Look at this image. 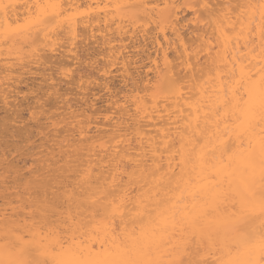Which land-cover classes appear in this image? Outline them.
<instances>
[{"label": "bare ground", "instance_id": "obj_1", "mask_svg": "<svg viewBox=\"0 0 264 264\" xmlns=\"http://www.w3.org/2000/svg\"><path fill=\"white\" fill-rule=\"evenodd\" d=\"M261 5L264 0H0V233L7 207L15 232L37 245L74 237L93 257L110 259V225L123 228V219L131 229L135 219L139 232L141 219L194 214L203 192L227 189L232 178L226 173L237 166L230 157L249 145L233 113L245 88L264 74ZM98 34L106 49L94 52L102 59L86 55L97 76L102 73V87L112 88L115 71L133 86L121 91L127 92L123 100L113 102L117 94H110L113 113L95 110L96 100L87 95L102 84L96 85V73L89 69L96 84L88 91L83 77L72 73L71 66L87 58L79 55L82 45ZM142 53L145 71L135 68ZM53 68L61 77L49 73L47 79ZM28 75L52 82L46 89L40 77L43 93L32 102L18 86ZM62 81L81 83L73 92L87 91L88 110L73 109ZM153 239L152 256L167 264H227L231 258L221 246L182 237L179 229L175 238L157 229Z\"/></svg>", "mask_w": 264, "mask_h": 264}, {"label": "snow or ice", "instance_id": "obj_2", "mask_svg": "<svg viewBox=\"0 0 264 264\" xmlns=\"http://www.w3.org/2000/svg\"><path fill=\"white\" fill-rule=\"evenodd\" d=\"M245 93L246 98L241 96L237 102L242 106H238L233 114L238 113L236 127L240 135L248 137V148L242 154L234 153L230 157L236 160L237 166L226 173L232 178L229 187L225 189L221 185L203 192V203L194 214L178 218L172 212L156 222L150 218L147 224L141 219L139 232L135 219L131 229L122 219L123 228L109 226L115 252L108 253L110 259H98L91 255V249L86 245L77 244L74 237L70 242L59 239L54 245L42 246L23 234H17L13 223L15 217L6 207L4 228L0 233L4 238L0 243V264H167L152 256V249L157 246L153 239L157 229L173 238L179 229L182 237L219 245L230 254L227 264H264V74L259 81L246 87ZM257 128L259 136L255 133ZM147 214L151 217V212ZM137 215L143 216L144 213ZM257 219L259 229L254 227ZM86 251L88 255H84Z\"/></svg>", "mask_w": 264, "mask_h": 264}, {"label": "rangeland", "instance_id": "obj_3", "mask_svg": "<svg viewBox=\"0 0 264 264\" xmlns=\"http://www.w3.org/2000/svg\"><path fill=\"white\" fill-rule=\"evenodd\" d=\"M186 17H188V15H187ZM188 18H189V17H188ZM99 36H100L99 34H98L97 37H96V35H95V37H94L95 39H93V37H91V38H89V40H90V39H91V40L93 39V40H92L93 42H94V40H96L95 42L97 43L99 40H101V39L97 40V39L99 38ZM100 38H101V37H100ZM89 40H88L89 43L86 41L87 44L84 43V45H82V47L85 46V48H84L85 51L82 50L83 52H80L81 50H79V55H81V56H83V57H87V55H89V56L91 57L92 54H94V56L98 55V56H96L97 59H96L95 57H93V58H95L96 60H98V58L100 57L99 54H100V53H103V52L105 51L106 48H105V47L102 48L103 46L101 47V45H102V41H100V44L97 43V45H98V46H97V45H94V44H96V43L93 44L92 41H91V40L89 41ZM127 44H128V42H127ZM130 44L133 45L131 42H130L128 45L130 46ZM86 45H87L88 47H87ZM93 45H94V48H95V49L93 48ZM99 46H100L101 48H100ZM82 47H81V49H82ZM106 47H107V46H106ZM86 49H87V50H86ZM97 49H99L100 51L97 50ZM131 49H132V50H131ZM131 49H130L131 51L134 50L133 48H131ZM136 50H137V49H136ZM136 50H134V51H135V52L139 51V50H137V51H136ZM94 51H95L96 53H97V51H99V54H95ZM134 51H133V52H134ZM84 52H85V53H84ZM91 53H92V54H91ZM86 54H87V55H86ZM142 54H143V53H142ZM142 54L140 55V57H139V56L137 57V58L140 60V61L138 62L139 64L137 63V65H139V67H138L136 64H133V66H132L133 69H131V71H132V70L135 71V70H134L135 68H139V70L141 69L140 71H142V70L145 71V70H146L145 68H147V65L149 64V62H146V57H144L145 54H143V55H142ZM101 56H102V55H101ZM141 56H143L144 58L141 57ZM90 57L84 58L85 60L87 59V61H85V60L83 59V61H82L83 63H82V64H80V63H81V62H80V63H77L76 65H72L71 67H72V68L74 67V68H73L74 70H73V71L71 70V71H72V73L75 71V72L73 73V75H74V77H75V75L77 76V77H75L76 79H77L79 76L83 77L84 80H82L81 82H83V83L86 82V83H84V86H81V85H80L81 83H80L79 85H80L81 87L87 89V91H88V88H89L91 85H92V86H93V85L95 86L96 83H97L96 85L99 84L98 82L102 83L100 87H99V85L96 86V88L98 87V88H97L98 90H97L96 88L94 89L93 87H90V88H93V89H90V88H89L90 91L92 90L90 93L88 92L89 94L87 93V91H83V90H82L83 88H81V91H82L83 93H84V92L87 93L88 96L93 95V96H91L92 98H91V97H90V98H91V99L94 98L93 100H96V102H93V104L96 105V107L94 106V109H95V110H100V111H101V110H104V111H105L106 109H109L110 107H112L111 105H113V102L116 101V99H113L114 97H116L117 99H119V98L121 97V99H122V98L126 95V93H127L128 91L131 90V88L133 89V86H132V84H129L128 86H125V85H127V84H126L123 80H120V79L122 78V77H121V74L118 75V74L121 73V72H119V73L116 74V71H115V74L113 75L114 78H113V81H112L114 85H111V84H112V82L110 81L111 79L108 80V81L111 82V83H109V85L112 86V88H114V89H112V88L109 86V87H110V90L112 89V91H110L109 89L107 90V88L102 87V85H103L104 82H105V81L101 80V78H102L101 76H103V75H102V73H100V72L98 71V74H101V75H98L99 77L97 76V73H96L97 69H96V71H95V68H92V67H91V66L94 65V67L97 68V66L95 65L96 63L92 65V62L90 63V62H89L90 60L88 61V59H89ZM100 58L102 59V57H100ZM137 58H136V59H137ZM101 59H100V60H101ZM103 59H104V57H103ZM136 59H135V61H138V59H137V60H136ZM142 59H144L145 61L142 60ZM141 61H142V62L144 61V63H142ZM84 62H86V64H85ZM88 62H89V63H88ZM98 62H99V60H98ZM98 62H97V63H98ZM101 62H103V60H102ZM101 62H100V65L97 64L99 67L102 65ZM140 62H141V63H140ZM147 63H148V64H147ZM79 64H80V66H79ZM83 64H84V65H83ZM140 64H141L142 66H141ZM145 64H147V65H145ZM85 65H86V66H85ZM134 65L137 66V67H135ZM78 66H79V68H78ZM143 66H146V67H143ZM83 67H84V69H83ZM90 67H91V68H90ZM134 67H135V68H134ZM140 67H143V68H140ZM48 68H49V67H48ZM48 68H46V69H48ZM69 68H70V67H69ZM72 68H70V69H72ZM81 68H82L83 70L86 69V70H85V73L88 72L89 74L85 75V73H84V76H83V72H84V71L81 72ZM117 68H119V66H118ZM117 68H115V69H117ZM130 68H131V67H130ZM53 69H54V68H53ZM78 69H79V70H78ZM89 69H90L91 74L96 73V74H94V75H95V76H94V77H95V78H94L95 80L92 79L93 76H91V74H90V72H89ZM144 69H145V70H144ZM56 70H57L56 68L54 69V71H53V70H46V71H48V72H46V73H47V79H48V77H50V76H48L49 73H50L51 75L54 74L53 76H55L57 79H58L59 77H61L59 74L57 75V71H56ZM91 70H93V71H91ZM98 70H99V69H98ZM55 71H56V72H55ZM86 71H87V72H86ZM80 72H81V73H80ZM92 72H94V73H92ZM46 73L44 74L45 76H46ZM55 73H56V74H55ZM78 73H79V74H78ZM134 75H135V73H134ZM37 76H38V75H36V77H35V75H32L33 80H35V81L32 80V77L30 78V75H28L29 78L26 76V79H25V76H24L23 79H25V80H27V81L29 80V81H28V82H26V81L23 82V83H24L23 85H25V84L27 83L25 86H23L22 84L18 85L19 88H21V90H22L23 92H25V93H24V94H25L24 96H26V94H27V97H29V100H27L28 102H30V101L32 102V98H33L35 95H37V93H38V94H39L40 92L43 93V91H37V89H40L41 86H43V87L45 86V84H44V85L41 84V86H40V83H41V80H40V79H41L42 77H41V75H40L41 78H40L39 76H38V77H37ZM42 76H43V75H42ZM45 76H44V78H45ZM87 76H89V81H88V79H87ZM90 76H91L92 78H90ZM116 76H117V77H116ZM34 77H35L36 79H35ZM84 77H85V78H84ZM100 77H101V78H100ZM39 78H40V79H39ZM56 78H54V81H56L55 83H58V80H57ZM97 78H98L99 80H98ZM119 78H120V79H119ZM30 79H31L32 81H31ZM55 79H56V80H55ZM96 79H97V82H96ZM114 79H115V80H114ZM42 80H43L44 83H46V86L44 87V88H46L47 85H48L47 83L50 82V81L46 82L43 78H42ZM90 80H91L94 84H92V83H88V82H91ZM93 80H94L96 83H95ZM101 81H102V82H101ZM120 81H121V82H120ZM62 82H63V83H61V87H60V88H61V89L63 88L64 91L67 92V94L69 95V98L65 97L66 99H65V98H64V99H65V100H67V99L70 100V99H71V104L74 102L73 104H76V105H77V106H76V105H73V104H72V105H73V109H74V108L79 109V107H80V108L85 107V106H84V101L87 100L88 96H86L85 93H84V94L79 93L78 96L76 95V94H78V93H76V92L79 91V90L77 91V89H78L77 86H78V87H80V86H79L78 84H76L77 86H74V87H73L72 85L69 86L67 83H66V84H67V85H66V84H65L66 81H62ZM114 82H115V83H114ZM51 83H52V82H50L49 84H51ZM59 83H60V82H59ZM83 83H82V84H83ZM105 83H106V82H105ZM124 83H125V85H124ZM35 84H37V86H35ZM87 84H88V85H87ZM27 86H28L29 89L27 88ZM38 86H39V88H38ZM85 86H86V87H85ZM103 86H104V85H103ZM22 87H23V88H22ZM33 87H34V89H33L32 91H35V93H34V94H33V93L31 94V93H30V92H31L30 89H32ZM65 87H69L68 89H70V90H67V88H65ZM72 87H73V88H72ZM75 87H76V90H75L76 92H75V91H74V92H75L76 94H74V92H73V89H75ZM126 87L128 88V91H127V88H126ZM44 88H43V89L41 88V89L44 90V92H45V90H46L47 88H46V89H44ZM100 88H103V90L101 91ZM104 88L107 90V92H106V90H105ZM124 88H125V89H124ZM71 89H72V91H71ZM121 89H122V90H121ZM28 90H29V91H28ZM96 90H97V91H96ZM124 90H126L127 92H126V91L123 92L124 95H122L121 91H124ZM36 91H37V92H36ZM60 91H63V90H60ZM64 91L61 92V93L59 92V93H60V94H63ZM69 91H70V92H69ZM98 91H99V93H98ZM100 91H101V92H100ZM105 92H106V95H105ZM109 92H111V93H109ZM28 93L30 94V96H29ZM100 93H101V94H100ZM113 93H114V94L116 93L117 95L111 97V95H114ZM96 94H97V95L100 94V95H98L99 97L97 96L96 99H95ZM110 94H111V95H110ZM68 95H67V96H68ZM75 95H76L77 97H75ZM80 95H81V96H80ZM127 95H128V94H127ZM107 96H108V97H107ZM119 96H120V97H119ZM73 97H74V98H73ZM103 97H104V98H103ZM110 97H111V99H113V102H110V103H112V104H107L106 101H107V99H108L107 102H109ZM90 98H88V99L91 101ZM97 99H98V100H97ZM121 99H119V100H121ZM83 100H84V101H83ZM93 100H92V101H93ZM114 100H115V101H114ZM122 100H123V99H122ZM72 101H73V102H72ZM78 101H79V103L82 102V104L79 105V104H78ZM97 101H98V102L100 101V102L97 104ZM111 101H112V100H111ZM117 101H118V100H117ZM59 102H61V100H60ZM24 103H25V104H24V107H25V108H24V112H22V115H23V117H25L26 119H28V118H29V117H28V116H29V112H28L27 109H26L27 102L25 101ZM81 105H82V106H81ZM89 105H91V104H89ZM78 106H79V107H78ZM97 106H98V108H97ZM109 106H110V107H109ZM88 107H89V106H88ZM107 107H109V108H107ZM100 108H102V109H100ZM25 109H26V110H25ZM84 110H88V108L85 107ZM92 110H93V109H92ZM110 110H111V108H110ZM110 110H109V112H110ZM104 111H102V113H103ZM111 111H112V110H111ZM114 111H115V110H114ZM54 112H55V113H56V112L59 113V112H61V110H60V111H56V110H54ZM80 112H81V111H80ZM55 113H53V114H55ZM104 113H105V112H104ZM110 113H113V111L110 112ZM53 114L51 113V115H53ZM95 115H96V114H95ZM99 115H100V114H99ZM110 115H111V114H110ZM112 116L114 117V114H112ZM94 117L97 118V119L100 118V117H97V115L94 116ZM101 117H102V115H101ZM102 118H103V117H102ZM99 120H101V118H100ZM26 122H27V121H26ZM29 123H30V122H29ZM30 124H33V123H30Z\"/></svg>", "mask_w": 264, "mask_h": 264}]
</instances>
